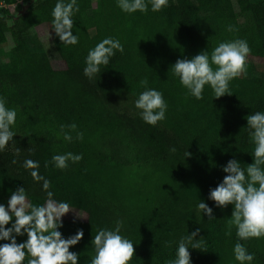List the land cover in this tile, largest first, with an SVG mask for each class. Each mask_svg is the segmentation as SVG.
Segmentation results:
<instances>
[{"label":"trees","instance_id":"obj_1","mask_svg":"<svg viewBox=\"0 0 264 264\" xmlns=\"http://www.w3.org/2000/svg\"><path fill=\"white\" fill-rule=\"evenodd\" d=\"M55 3L0 0V97L17 113L15 136L0 150V203L24 187L33 205H45L51 191L54 200L83 212L85 221L61 219L58 229L63 238L83 231L69 249L78 264H90L92 237L101 228L115 229L118 221L120 234L134 243L129 264H168L180 238L197 228L201 247L189 249L191 264H238L237 242L254 255L251 264H264V237L238 240L232 206L216 207L208 199L229 160L242 167L252 163L246 119L264 112V73L249 75L248 57L264 60V0H168L158 12L149 5V11L132 14L116 0H77L74 46L52 33ZM43 24L63 69L54 70L48 55L33 48L32 30ZM106 37L118 39L124 51L88 78L87 53ZM236 39L246 40L251 52L245 71L230 81L229 95L214 98L207 85L202 99L188 95L172 74L176 60ZM142 80L167 103L165 119L154 126L134 107L145 90ZM68 152L82 159L55 167L52 157ZM27 159L38 162L47 190L24 167ZM199 200L212 208L213 218L196 211ZM26 238L17 236V243ZM28 259L26 254L23 264Z\"/></svg>","mask_w":264,"mask_h":264},{"label":"clouds","instance_id":"obj_2","mask_svg":"<svg viewBox=\"0 0 264 264\" xmlns=\"http://www.w3.org/2000/svg\"><path fill=\"white\" fill-rule=\"evenodd\" d=\"M122 12L160 11L168 4V0H116ZM77 0H56L52 9V33L65 46L76 45L78 37L73 34V15L78 11ZM231 26L228 31H232ZM124 47L118 39L106 37L91 48L85 58L84 75L88 78L100 72V67L107 66L110 58L116 52L123 53ZM251 49L246 40L236 39L221 42L211 52L201 51L188 59H177L171 66L173 76L179 79L180 85L187 90V94L197 100L202 99L205 85L213 92L214 98L229 95L231 80L245 71L246 58ZM213 65L215 68H213ZM145 87L134 101V107L144 123L156 125L165 119L167 103L161 92L147 87V80H142ZM16 110L6 107L5 100L0 97V150L13 140L15 133L12 126L16 120ZM64 126H61L63 129ZM68 127L74 129L75 124ZM246 127L254 145L252 163L246 167L235 160H229L222 168L226 174L222 181L209 190L208 199L216 207L232 206L231 223L236 227L238 240L264 237V112L257 111L247 116ZM78 139L83 133H78ZM66 141L72 137L64 134ZM175 151V149H172ZM189 153H185V157ZM80 154L71 152L52 157L55 167L64 169L68 162H79ZM24 167L30 169L34 180H42V187L47 190L49 181L38 173L37 161L27 159ZM48 200L45 205L31 204L24 187L18 188L9 196L6 204L0 203V264H23L25 256L30 255L27 264H78L79 256L70 252V247L76 245L83 237V231L78 230L75 235L63 238L58 229L62 226L61 218L69 212L66 202L54 200L53 193L47 192ZM196 211L209 218L212 208L203 200L195 205ZM11 222V223H10ZM10 225L9 227H5ZM121 222H117L115 229L101 228L92 237L90 244L95 255L90 264H129L134 254V243L120 234ZM199 228L181 237L177 242L175 258L168 264H191L189 249L201 247L200 240L194 239ZM26 235V240L17 243L16 237ZM233 256L238 264H251L254 255L247 251L241 243L233 247Z\"/></svg>","mask_w":264,"mask_h":264},{"label":"rangeland","instance_id":"obj_3","mask_svg":"<svg viewBox=\"0 0 264 264\" xmlns=\"http://www.w3.org/2000/svg\"><path fill=\"white\" fill-rule=\"evenodd\" d=\"M235 2V0H233ZM32 34L35 36L36 40L33 42V48L39 52H43L48 55L50 59V65L54 70H60L64 68V64L56 59L55 55L50 49L49 39L50 33L46 25H39L32 30ZM6 50H8L11 46V40L8 38L7 40ZM248 61L251 65V73H264V60L254 57H248ZM61 219L71 220V221H85L86 215L69 206V212L66 213Z\"/></svg>","mask_w":264,"mask_h":264}]
</instances>
